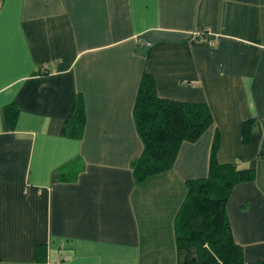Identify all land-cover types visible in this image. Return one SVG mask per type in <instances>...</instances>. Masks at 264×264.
<instances>
[{"label":"crops","instance_id":"crops-1","mask_svg":"<svg viewBox=\"0 0 264 264\" xmlns=\"http://www.w3.org/2000/svg\"><path fill=\"white\" fill-rule=\"evenodd\" d=\"M144 72L159 97L204 102L213 122L181 142L171 168L137 182ZM78 107L75 138L66 124ZM215 136L218 163L254 169L225 204L254 264L264 260V0H0V264H178L174 219Z\"/></svg>","mask_w":264,"mask_h":264},{"label":"trees","instance_id":"trees-1","mask_svg":"<svg viewBox=\"0 0 264 264\" xmlns=\"http://www.w3.org/2000/svg\"><path fill=\"white\" fill-rule=\"evenodd\" d=\"M137 133L143 145L142 152L131 163L134 180L142 182L147 177L168 170L176 158L182 141H195L209 127L213 119L204 102H185L159 97L153 77L142 73L133 105ZM9 127L17 118L14 104L4 107ZM80 107L67 121L68 134L79 137L83 129ZM250 121L243 123V134H248ZM210 149L209 168L204 178L188 180L187 193L179 207L175 224V247L178 264H244L242 248L235 244L230 233L225 204L235 184L253 179L254 169L237 168L234 163L220 164L216 160L217 137ZM38 259L46 261L44 245H37ZM58 256H64L59 253ZM254 264H264L259 260Z\"/></svg>","mask_w":264,"mask_h":264},{"label":"built area","instance_id":"built-area-1","mask_svg":"<svg viewBox=\"0 0 264 264\" xmlns=\"http://www.w3.org/2000/svg\"><path fill=\"white\" fill-rule=\"evenodd\" d=\"M64 257V256H63ZM63 257L62 256H60V258H59V256H58V259H63Z\"/></svg>","mask_w":264,"mask_h":264}]
</instances>
